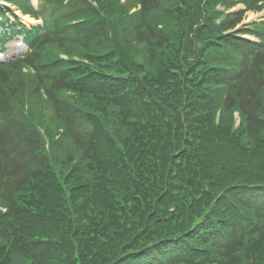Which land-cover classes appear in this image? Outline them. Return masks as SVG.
Returning a JSON list of instances; mask_svg holds the SVG:
<instances>
[{"label": "trees", "instance_id": "trees-1", "mask_svg": "<svg viewBox=\"0 0 264 264\" xmlns=\"http://www.w3.org/2000/svg\"><path fill=\"white\" fill-rule=\"evenodd\" d=\"M4 1L0 264H264V0Z\"/></svg>", "mask_w": 264, "mask_h": 264}, {"label": "rangeland", "instance_id": "rangeland-1", "mask_svg": "<svg viewBox=\"0 0 264 264\" xmlns=\"http://www.w3.org/2000/svg\"><path fill=\"white\" fill-rule=\"evenodd\" d=\"M34 2L37 4L38 0H34ZM239 7H242L241 5ZM263 15V13H254V12H249L248 13V18L246 21L253 22L259 20V18ZM24 22H26L28 25H37L38 23H41L42 20L40 21H35V22H29L25 19H23ZM19 37L12 38L10 42H7L6 50H3L1 47L0 48V60L6 59V58H12L15 56H18L19 54H22L27 50L25 45L23 47H18L17 42H18Z\"/></svg>", "mask_w": 264, "mask_h": 264}, {"label": "bare ground", "instance_id": "bare-ground-1", "mask_svg": "<svg viewBox=\"0 0 264 264\" xmlns=\"http://www.w3.org/2000/svg\"><path fill=\"white\" fill-rule=\"evenodd\" d=\"M24 19H26L29 22H35L36 20L34 18H32L31 16H25Z\"/></svg>", "mask_w": 264, "mask_h": 264}]
</instances>
